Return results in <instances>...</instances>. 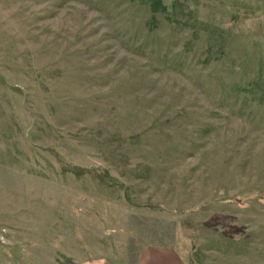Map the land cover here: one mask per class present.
<instances>
[{
  "label": "rangeland",
  "instance_id": "obj_1",
  "mask_svg": "<svg viewBox=\"0 0 264 264\" xmlns=\"http://www.w3.org/2000/svg\"><path fill=\"white\" fill-rule=\"evenodd\" d=\"M0 264H264V0H0Z\"/></svg>",
  "mask_w": 264,
  "mask_h": 264
}]
</instances>
